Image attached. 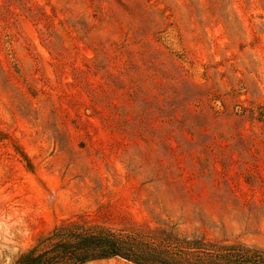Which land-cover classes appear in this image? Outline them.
<instances>
[{"label":"rangeland","instance_id":"obj_1","mask_svg":"<svg viewBox=\"0 0 264 264\" xmlns=\"http://www.w3.org/2000/svg\"><path fill=\"white\" fill-rule=\"evenodd\" d=\"M155 219L264 248V0H0V264Z\"/></svg>","mask_w":264,"mask_h":264},{"label":"trees","instance_id":"obj_2","mask_svg":"<svg viewBox=\"0 0 264 264\" xmlns=\"http://www.w3.org/2000/svg\"><path fill=\"white\" fill-rule=\"evenodd\" d=\"M121 259L130 264H264V248L180 235L155 219L147 233L64 222L13 264H86Z\"/></svg>","mask_w":264,"mask_h":264}]
</instances>
